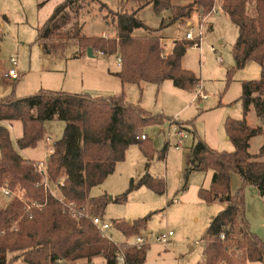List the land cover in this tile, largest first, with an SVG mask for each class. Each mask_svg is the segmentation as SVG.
<instances>
[{
    "label": "trees",
    "instance_id": "trees-1",
    "mask_svg": "<svg viewBox=\"0 0 264 264\" xmlns=\"http://www.w3.org/2000/svg\"><path fill=\"white\" fill-rule=\"evenodd\" d=\"M89 1L99 2L101 8L108 7L101 0H65L37 28L36 42L50 53L55 41L62 39L76 40L83 48V53L79 51L74 57L88 53L89 47L94 55L101 51L105 55L120 56L121 71L117 76L122 83L159 85L171 80L185 90L198 87L200 78L182 65L183 56L193 44L177 40L172 52L163 57L161 37L153 35L154 29L138 15L150 3L157 13H162L171 7L173 0H145L131 13L121 10L113 13L117 30L114 37L89 36L83 32L84 25L79 19ZM196 3L206 12L214 7L215 0H195L192 4ZM193 5L188 8L191 10ZM220 8L238 28L233 47L236 67L255 61L261 68V78L243 82L240 99L243 118L229 117L226 121V133L234 149L217 150L197 137L185 174L188 177L194 170L213 171L210 187L200 188L199 197L206 202L225 204L202 237L203 257L197 264H247L264 261V241L251 229L246 217L244 192L245 186L252 185L264 196V139L257 153L250 152L251 140L259 135L264 137V128L251 126L247 121L252 108L259 119H264V0H220ZM136 28H145L150 34L134 35ZM55 118L65 122V129L63 136L54 142V151L47 160L50 189L45 188L34 161L15 148L9 127L0 124V188L7 185L17 193L7 206L0 207V264L85 263L93 262L98 256H103L106 264H116L119 244L103 235L91 217L73 218L69 206L87 207L92 188L103 184L117 163L125 160L131 145L140 144L149 166L154 158L149 137L145 140L136 137L147 126L163 125L173 117L153 114L140 104L129 103L124 93L92 96L41 89L28 96L19 97L13 92L0 99V121L22 122L23 132L17 140L21 149L36 147L44 140L45 122ZM166 150L167 146L160 158L166 157ZM233 172L243 182L236 193L231 189ZM60 180L63 185H58ZM137 185H147L159 194L165 192V179L150 174L142 177ZM135 186L133 179L129 191ZM126 196L123 194L114 200L125 202ZM108 200L106 194L94 197L90 205L92 213L103 219ZM150 217L131 223L116 220L113 224L126 236H136L146 228ZM148 250L149 243L141 249H126L127 264L144 263Z\"/></svg>",
    "mask_w": 264,
    "mask_h": 264
},
{
    "label": "rangeland",
    "instance_id": "rangeland-1",
    "mask_svg": "<svg viewBox=\"0 0 264 264\" xmlns=\"http://www.w3.org/2000/svg\"><path fill=\"white\" fill-rule=\"evenodd\" d=\"M65 0H0V99L15 92L23 97L34 94L41 89L51 91H68L72 93L107 96L125 94L129 103L140 104L153 114H164L173 117L163 125H149L141 134H146L154 149V158L148 166L140 144H133L126 152V158L116 165L105 182L92 188L89 195V208L92 199L107 195L102 217L110 222L107 235L116 243L132 242L135 236H126L114 226L116 220H132L150 215L146 228L141 234L147 235L149 250L146 261L142 264H197L202 260L204 243L210 222L224 207L219 201L206 202L199 197L201 187L209 188L213 171H192L187 177L190 149L195 145L197 137L217 149L232 151L234 145L226 133L227 119H242V86L245 80L261 78V68L255 61H249L244 67L237 68L233 47L238 37L235 23L220 8V0H215L212 9L203 12L195 0H173L169 9L157 13L152 3L147 4L138 13L144 22L152 27L153 35L160 36L163 57L173 50L175 42L184 41L190 27L186 24L188 17L181 18L189 11L190 18L196 27L204 17V41L200 47L189 46L183 56L182 65L192 70L200 78L198 87L185 90L166 80L157 85L145 82L141 86L135 83H122L117 73L121 71L116 55H105L95 52L80 57L74 54L83 53L76 40H60L55 42L52 52H46L36 42L37 28ZM108 5L101 8L99 2L89 1L80 15V23L84 25L86 35H102L114 37L117 34L113 13H128L138 9L136 0L122 3V0H102ZM189 5H193L190 10ZM138 6V7H137ZM163 12V11H162ZM199 18V19H198ZM203 22V21H202ZM145 28H136L134 35H149ZM214 48L215 50H213ZM18 59L17 68L21 74L18 81H9L3 77L13 67L11 57ZM221 58V62L218 61ZM203 88L208 99H197L199 90ZM183 121V123H178ZM248 124L261 125L264 119L257 117L254 108L247 115ZM187 122H190L188 124ZM185 127V128H182ZM21 121H13L10 133L15 148L26 158L35 162L48 160L49 147L59 140L65 129V122L51 119L45 122L47 136L36 147L21 149L17 140L22 135ZM171 129L172 136H168ZM182 129L187 135L182 147L176 148ZM51 138L48 142L47 138ZM262 135L251 140L250 152L257 153L263 143ZM167 146L166 157L160 153ZM1 154V152H0ZM146 174L165 179V192L159 194L147 185L138 186V182ZM135 180V188L129 191L131 181ZM242 181L234 180L233 193L242 187ZM16 191V190H15ZM18 191V190H17ZM16 191V192H17ZM246 195V217L251 229L264 241V196L252 185L244 187ZM127 194L125 202H117V198ZM113 197V199H110ZM174 199H178L176 201ZM6 199L0 198V207ZM173 231L168 243L158 242L157 237L165 231ZM100 231V230H99ZM93 264H106L103 256L94 258ZM19 264H29L19 261ZM62 264H83L82 262H64ZM247 264H264V261H249Z\"/></svg>",
    "mask_w": 264,
    "mask_h": 264
},
{
    "label": "built area",
    "instance_id": "built-area-1",
    "mask_svg": "<svg viewBox=\"0 0 264 264\" xmlns=\"http://www.w3.org/2000/svg\"><path fill=\"white\" fill-rule=\"evenodd\" d=\"M218 12L216 7H213V13ZM204 17L201 20V22L199 23L198 26L193 27L190 26V29L187 31L186 35H185V39L188 41H191V43L193 44V46H197L200 47L202 42L204 41V36H205V31H204ZM203 21V22H202ZM213 50H215L214 48H212ZM100 54H104L103 52H99ZM118 61H119V65L121 66L122 64V58L119 56L118 57ZM218 61H222L220 57H218ZM11 62L13 64V67L11 69H9L6 73L3 74V77L5 79L11 80V81H15L18 80L20 78V72L17 68L18 65V59L15 56L11 57ZM198 97L201 100H206L208 99V95L204 92L203 88H201L199 90L198 93ZM177 135L179 136L180 139H178V142L176 144V148L180 149L182 147V144L184 142V139L187 137L186 134L183 133L182 129H180L177 132ZM168 136L171 137L172 136V132L171 129L168 130ZM138 140H145L147 138L146 134H139L136 137ZM48 142L51 141V138H47ZM54 151V146L49 147V155ZM48 155V156H49ZM34 166L36 167V169L42 174L43 176V180L42 182L44 183V186L46 189H50L51 187V183L50 180L47 177V173H46V168H47V161L45 162H33ZM58 185H63V181L60 180L58 182ZM17 195V193H15L14 191H12L7 185L2 186L0 188V198L6 199V204H4L5 206L8 205V203L11 201V199L13 197H15ZM176 201H179L178 199H174ZM37 202H32V205H36ZM4 207V206H3ZM70 210H71V215L73 218H81V217H91L93 219V222L95 223V225L98 227V229L100 230V232L105 235L106 237H108L109 239H111L108 235H107V230L110 228V222H106L104 221V219H102L100 216H95L91 209L89 208V205L86 207H82L80 209L76 208L73 205H70ZM174 234L173 231L169 230V231H165L162 232L158 237L157 240L158 242L162 243V244H166L169 242L170 237ZM222 237H224V235H222ZM148 236L144 235V234H140V235H136L134 240L132 242H127L124 244H119V249L116 253V264H127L126 261V256H125V250L129 249V248H137V249H141L144 245L148 244Z\"/></svg>",
    "mask_w": 264,
    "mask_h": 264
},
{
    "label": "crops",
    "instance_id": "crops-1",
    "mask_svg": "<svg viewBox=\"0 0 264 264\" xmlns=\"http://www.w3.org/2000/svg\"><path fill=\"white\" fill-rule=\"evenodd\" d=\"M102 1V0H101ZM131 0H122V1H120V2H122V3H129ZM141 1H143V0H136L135 2H137L136 4H140L141 3ZM138 7V6H137ZM162 13H164V11L162 12ZM165 14V13H164ZM192 14V12H188V13H186L185 15H182V16H180L181 18H184L185 16L186 17H188L187 19V21H186V24L190 27V26H192V25H194V23H193V21H192V19L190 18V15ZM199 19V18H198ZM102 55V54H101ZM248 64V63H247ZM20 78H21V74H20ZM19 78V79H20ZM119 78V77H118ZM18 79V80H19ZM8 80V79H7ZM18 80H15V81H18ZM9 81H11V80H9ZM12 82H14V81H12ZM199 97H197V99H198ZM200 99V98H199ZM0 124H4V125H7L9 128H10V125L11 124H8V123H4V122H2V121H0ZM23 129V128H22ZM23 131V130H22ZM228 136V135H227ZM228 139L230 140V138L228 137ZM231 141V140H230ZM233 144V143H232ZM192 149V148H191ZM191 149H190V151H191ZM190 156V155H189ZM189 161H190V157H189ZM212 178H213V174H212V177H211V181H210V185H211V182H212ZM241 180L242 181V177L238 174V173H235V172H233L232 174H231V189H232V184H233V181L234 180ZM202 188V187H201ZM205 188V187H204ZM232 193H233V191H232ZM174 236V234L171 236V237H173ZM171 239V238H170Z\"/></svg>",
    "mask_w": 264,
    "mask_h": 264
},
{
    "label": "water",
    "instance_id": "water-1",
    "mask_svg": "<svg viewBox=\"0 0 264 264\" xmlns=\"http://www.w3.org/2000/svg\"><path fill=\"white\" fill-rule=\"evenodd\" d=\"M87 52H88V55H89L90 57L94 56L92 47H89ZM261 195H263V194L261 193ZM110 199H113V197H110ZM131 222H132V221H130V223H131ZM83 264H93V263H92V262H85V263H83Z\"/></svg>",
    "mask_w": 264,
    "mask_h": 264
}]
</instances>
